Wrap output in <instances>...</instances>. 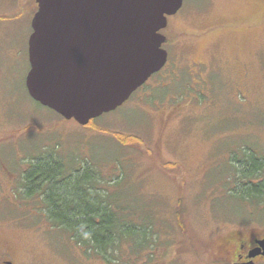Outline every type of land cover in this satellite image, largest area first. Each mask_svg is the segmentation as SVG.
Returning <instances> with one entry per match:
<instances>
[{
    "label": "rangeland",
    "instance_id": "obj_1",
    "mask_svg": "<svg viewBox=\"0 0 264 264\" xmlns=\"http://www.w3.org/2000/svg\"><path fill=\"white\" fill-rule=\"evenodd\" d=\"M37 7L0 0V264H229L264 236V204L228 191L233 155L264 157V0H184L162 30L166 68L88 126L28 92ZM50 152L96 166L132 231L151 230L138 253L126 240L108 263L25 196L29 159Z\"/></svg>",
    "mask_w": 264,
    "mask_h": 264
},
{
    "label": "water",
    "instance_id": "obj_2",
    "mask_svg": "<svg viewBox=\"0 0 264 264\" xmlns=\"http://www.w3.org/2000/svg\"><path fill=\"white\" fill-rule=\"evenodd\" d=\"M26 86L86 126L116 110L168 60L162 33L184 0H35ZM249 251L264 257V237ZM11 262H9L10 264Z\"/></svg>",
    "mask_w": 264,
    "mask_h": 264
},
{
    "label": "trees",
    "instance_id": "obj_3",
    "mask_svg": "<svg viewBox=\"0 0 264 264\" xmlns=\"http://www.w3.org/2000/svg\"><path fill=\"white\" fill-rule=\"evenodd\" d=\"M122 138L123 143L136 141L133 137ZM29 163L31 167L22 175L23 193L39 195L48 220L69 230L87 252L93 251L110 263L115 261L113 257L123 241L136 240L133 253L149 242L150 228L139 226V231H132L131 221L119 215L124 209L116 205L117 195L106 193L99 170L87 159H78L67 169L59 154L50 152L43 162L31 157ZM231 164L234 172L228 178L233 184L228 188L230 194L249 204H264V157L245 151L241 157L233 155Z\"/></svg>",
    "mask_w": 264,
    "mask_h": 264
},
{
    "label": "flooded vegetation",
    "instance_id": "obj_4",
    "mask_svg": "<svg viewBox=\"0 0 264 264\" xmlns=\"http://www.w3.org/2000/svg\"><path fill=\"white\" fill-rule=\"evenodd\" d=\"M168 42V38H167V41L164 43V44H166ZM164 44H163V46H164ZM168 62H169V53H168V60H167V62H166V64L164 65V67L161 69V70H159L158 72H156L155 74H153L148 80H147V82H149V80L153 77V76H156L158 73H160L161 71H163L165 68H166V66L168 65ZM146 82V83H147ZM145 83V84H146ZM145 84L143 85V86H145ZM142 87V86H141ZM87 126V125H86ZM264 236H262V237H253L252 239H250V240H245V239H242V240H240V241H237V248H236V251H235V253H234V255H233V257H232V259H230L229 257H228V259H229V264H235V263H239V262H245V261H248V260H250V258H249V251L252 249V248H254V247H256L258 244H257V240L258 239H261V238H263ZM227 256V255H226ZM264 259V257L263 256H261V255H258V256H256V257H254V261L256 262V264H258V262H257V259Z\"/></svg>",
    "mask_w": 264,
    "mask_h": 264
}]
</instances>
